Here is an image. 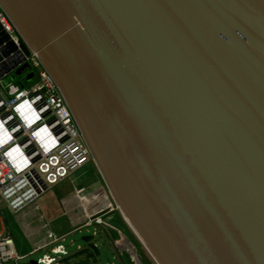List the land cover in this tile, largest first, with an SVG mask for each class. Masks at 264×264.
I'll list each match as a JSON object with an SVG mask.
<instances>
[{"label":"water","instance_id":"95a60500","mask_svg":"<svg viewBox=\"0 0 264 264\" xmlns=\"http://www.w3.org/2000/svg\"><path fill=\"white\" fill-rule=\"evenodd\" d=\"M0 4L158 264H264V0Z\"/></svg>","mask_w":264,"mask_h":264},{"label":"built area","instance_id":"2783aa9c","mask_svg":"<svg viewBox=\"0 0 264 264\" xmlns=\"http://www.w3.org/2000/svg\"><path fill=\"white\" fill-rule=\"evenodd\" d=\"M16 68L29 85L3 82ZM90 161L94 162L90 147L60 86L0 4L1 199L11 211H20ZM102 223L99 215L85 212L82 226ZM47 236V243L33 252L48 251L32 263L24 261L12 236L0 231V264H64L69 253L63 238L52 232Z\"/></svg>","mask_w":264,"mask_h":264},{"label":"crops","instance_id":"0c3cea01","mask_svg":"<svg viewBox=\"0 0 264 264\" xmlns=\"http://www.w3.org/2000/svg\"><path fill=\"white\" fill-rule=\"evenodd\" d=\"M75 176H77L76 173L53 186L56 189L54 194H51V198L47 199L42 195L17 212L11 211L0 197V214L3 216L0 217V231L12 236L16 249L21 255L47 252V249L34 252L33 250L47 243L49 232L62 237L64 244L66 235L84 227L82 223L85 212L99 215L106 211H114V204L98 171L94 169L78 186L75 185ZM98 229V225L94 226L93 235L98 234ZM81 249L82 247L78 246L75 252L67 250L69 255L65 259L68 260Z\"/></svg>","mask_w":264,"mask_h":264},{"label":"rangeland","instance_id":"374dc122","mask_svg":"<svg viewBox=\"0 0 264 264\" xmlns=\"http://www.w3.org/2000/svg\"><path fill=\"white\" fill-rule=\"evenodd\" d=\"M24 48L26 49L25 46ZM18 70L20 69L16 68L10 72L3 78V82L17 84L20 82L26 86L29 85L30 81L25 80L24 74L18 75ZM94 169L98 171L95 163L90 161L74 172L77 174L75 176V185H80L81 181L90 175ZM55 189L54 187L49 188L43 194V197L47 199L51 198V194H54ZM108 195L111 198L110 194ZM111 201L114 204L112 198ZM46 203L47 201L45 200ZM115 207L114 204V211L112 212L106 211L99 214L103 223L98 225V234L94 235L93 239L99 255L93 254L87 243L82 240L83 236L93 234L94 226H84L79 231L75 230L73 233L66 235L64 244L69 252H75L78 246L82 247V249L76 255L64 261V264H154L143 245L133 234L131 228L122 219L120 211ZM0 217H3L2 214H0ZM41 254L42 252H37L26 255L24 261L36 260Z\"/></svg>","mask_w":264,"mask_h":264},{"label":"trees","instance_id":"16d2710c","mask_svg":"<svg viewBox=\"0 0 264 264\" xmlns=\"http://www.w3.org/2000/svg\"><path fill=\"white\" fill-rule=\"evenodd\" d=\"M93 254H94V252H93ZM67 259H65V261H66Z\"/></svg>","mask_w":264,"mask_h":264},{"label":"bare ground","instance_id":"6f19581e","mask_svg":"<svg viewBox=\"0 0 264 264\" xmlns=\"http://www.w3.org/2000/svg\"><path fill=\"white\" fill-rule=\"evenodd\" d=\"M102 193V192H101ZM133 229V228H132ZM135 231V230H134Z\"/></svg>","mask_w":264,"mask_h":264}]
</instances>
